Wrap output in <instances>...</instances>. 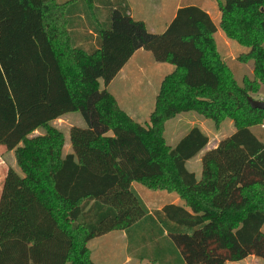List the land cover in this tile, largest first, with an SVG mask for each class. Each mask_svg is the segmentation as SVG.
Returning <instances> with one entry per match:
<instances>
[{"label":"trees","instance_id":"16d2710c","mask_svg":"<svg viewBox=\"0 0 264 264\" xmlns=\"http://www.w3.org/2000/svg\"><path fill=\"white\" fill-rule=\"evenodd\" d=\"M216 2L220 29L249 49L238 61L251 63L253 75L241 84L200 6H181L154 34L125 0H0V146L19 169H9L0 199V264H94L89 242L113 231H126L132 257L144 233L148 264H173L169 254L176 264L264 262V177L256 175L264 176V141L252 130L264 110L248 102L264 86V0ZM83 20L96 34L89 48L74 31ZM140 49L175 67L146 125L107 89ZM189 112L236 128L204 155L200 179L187 163L209 137L199 127L173 147L164 137L165 124ZM69 113L86 128L71 129L65 156L53 123ZM132 183L183 205L150 214Z\"/></svg>","mask_w":264,"mask_h":264},{"label":"rangeland","instance_id":"374dc122","mask_svg":"<svg viewBox=\"0 0 264 264\" xmlns=\"http://www.w3.org/2000/svg\"><path fill=\"white\" fill-rule=\"evenodd\" d=\"M59 2H66L67 0H58ZM133 9V18L136 21H144L146 29L150 33L161 34L166 29L167 25L172 19L174 10L179 3L183 5L191 4L205 8L210 13V17L218 27V32L215 34V42L223 61L233 71L235 78L239 84H241L243 76L253 75V66L251 63L241 64L238 59L240 56L248 53L249 49L242 46L236 41L229 40L225 33L220 29L221 11L217 5L216 0H128ZM145 51V50H144ZM133 63V64H132ZM127 70L128 77L122 79L121 77L114 83L112 88H108V91L119 100L120 108L125 111L134 121L139 124L146 125L149 123V116L155 107L156 96L160 90V86L163 78L170 73V69H174V66L169 63H158L154 60L153 55L150 52H143L132 62ZM101 90L105 88L102 83ZM263 86V85H261ZM129 90V91H128ZM115 94V95H114ZM252 99L258 101H264V86L260 93L252 94ZM117 100V102H118ZM63 117L62 120H58L53 125L64 133H67L72 127L86 128V123L83 120L80 113H69ZM193 126H199L203 128V132L209 137L211 142L209 147H214L215 143L218 146L227 140L230 135L235 131V127L232 121L225 120L220 125H216L211 120H207L193 112L182 113L177 115L174 119L169 120L165 124L164 137L167 144L171 147L175 146ZM253 132L264 141V124L254 126ZM39 134H43L42 130H39ZM111 135V134H110ZM66 140L70 143V131L65 134ZM219 142V143H218ZM217 146V147H218ZM2 149V148H0ZM214 150V149H213ZM4 154L0 153V159L7 163L8 171L13 166V158L10 154L2 150ZM211 151V150H208ZM206 151L205 154L208 152ZM204 154V155H205ZM203 155V157H204ZM14 161L16 164L15 156ZM198 164L196 161L188 165L187 168L192 171H199V167L202 166V159ZM0 160V161H1ZM1 166V162H0ZM6 168L1 171L0 167V183L4 175L7 176ZM201 170V169H200ZM2 172V173H1ZM257 173V172H256ZM256 175L262 174L257 173ZM200 172L198 173V177ZM135 189L142 196L144 201H147L148 196H156L165 198V200H171L174 194H169L165 191L150 190L138 183L135 184ZM172 195V196H169ZM168 204V203H167ZM264 234V227L262 230ZM105 240H101L99 243H103ZM110 245H103L101 248H110ZM100 246L93 248V254L95 264H100L98 261L100 258ZM101 249V250H102ZM147 251V249H145ZM97 251V252H96ZM167 260H170L173 264H176V257L169 254ZM165 257V258H166ZM159 258V259H158ZM163 257L155 256L154 259L162 260ZM121 258L118 260H110L109 264H119ZM70 264V263H67ZM103 264V263H102ZM226 264H264L263 260L250 256L240 262H228Z\"/></svg>","mask_w":264,"mask_h":264},{"label":"crops","instance_id":"0c3cea01","mask_svg":"<svg viewBox=\"0 0 264 264\" xmlns=\"http://www.w3.org/2000/svg\"><path fill=\"white\" fill-rule=\"evenodd\" d=\"M128 4H130V2L128 0H125ZM96 5L98 7L101 8V5L97 4ZM130 6V9H131V17L133 18V9ZM181 6H183L182 3H179L177 5V8L174 10V13H173V16H172V19L171 21L169 22V24L172 22V20L175 18L176 16V13L178 11L179 8H181ZM202 8V7H201ZM203 10H205V8H202ZM206 11V10H205ZM209 15L210 13L208 11H206ZM134 19V18H133ZM135 20V19H134ZM143 23H145L144 21H141ZM168 24V25H169ZM167 25V26H168ZM92 26L88 23L87 20H83V21H79L78 25L75 26V29L74 31L77 32L79 34V37H80V40H79V45L81 46H86V48H89L91 47V45H89L88 41L92 39L91 43L90 44H96V34L95 36L93 37H90L93 33H92ZM94 41V42H93ZM89 45V46H88ZM96 46V45H95ZM143 52H145L143 49H140L138 51L135 52V54L131 57V59L126 63V65L122 68V70L119 72V74L115 77V79L110 83V85L107 87L108 88H112V86L114 85V83L121 77L122 79H126L128 77L127 75V70L128 68L131 66L130 64L137 58V56H139L140 54H142ZM133 64V63H132ZM175 70V67L174 69H170V73L171 74L173 71ZM168 74V75H169ZM167 76V75H166ZM165 76V77H166ZM164 77V78H165ZM163 78V79H164ZM163 81V80H162ZM101 82L103 83L102 80H100V89L102 87V84ZM129 91V90H128ZM115 95V94H114ZM116 98L117 95H115ZM118 100V99H116ZM119 103V100L118 102ZM119 105V104H118ZM120 107V106H119ZM63 117H68V116H63ZM63 117L59 120H62ZM58 121V120H56ZM55 121V122H56ZM194 127H199V126H193L192 128ZM73 128V127H72ZM71 128V129H72ZM191 128V129H192ZM200 128V127H199ZM59 129V128H58ZM71 129H69V131H71ZM201 129V128H200ZM61 130V129H59ZM203 131V128L201 129ZM63 132V130H61ZM68 131V132H69ZM67 132V133H68ZM64 133V132H63ZM67 133H64V136L65 134ZM234 133V132H233ZM37 135H40L39 134V131L36 132ZM65 140H66V136H65ZM219 143V142H218ZM211 144V142H209L208 146L206 147L205 150H203L196 158H194L193 160L189 161L187 163V166L193 162H197L198 164L200 163V158L203 157V155L205 154L206 151L208 150H213V149H216L218 144L214 145V147H209ZM0 153L1 154H4L3 153V149L5 150L6 153L10 154L13 158V166L12 168L19 171L18 167H17V164H15V161H14V153L13 152H8L3 146H0ZM72 153V145H71V142L68 143L67 140L65 142V146H64V150H63V154L66 156L68 154ZM1 160V159H0ZM1 162V171L3 168H6V172H8V167H7V163L4 162V161H0ZM199 171H192L196 174L197 178L200 179L201 175H202V166L199 167ZM200 172V176L198 177V173ZM2 173V172H1ZM5 178H6V175H4V177L1 179V183H0V199H1V195H2V191H3V186H4V182H5ZM135 184L136 183H132V188L133 190L139 195V197L142 199V201L144 202V204L146 205V207L148 208L149 210V213L152 214L154 211H159L161 209H163L166 205H178V206H181L183 205V202L179 199V197L177 195L174 194L173 197H170L171 200L167 201L165 200V198H161V197H156V196H148L147 198V201L145 202L144 199L142 198V196L137 192V190L135 189ZM139 184V183H138ZM141 185V184H140ZM168 193V192H167ZM170 194V193H169ZM169 196H172V195H169ZM168 203V204H167ZM144 233H140L138 234L137 236V244L135 245V249L133 251V257L130 256L129 252H128V249H129V243H128V237H127V233L126 231H113V232H110L106 235H103L101 237H97L93 240H91L88 244V247L89 249L91 250L92 252V257L94 259V254H93V248L96 250L97 247L100 246H103V245H110L111 247L106 249V248H101L98 252H100V258H98L100 264H109L108 262L110 260H118V258H121V261L119 262V264H148V260H147V257L144 256L146 255L142 249H147V247H145L147 245V240H145V237L143 235ZM101 240H105V242L103 243H99ZM97 252V251H96ZM147 253V251H146ZM140 257H143V258H140ZM92 259V260H93ZM93 263L95 264V261H93Z\"/></svg>","mask_w":264,"mask_h":264},{"label":"water","instance_id":"95a60500","mask_svg":"<svg viewBox=\"0 0 264 264\" xmlns=\"http://www.w3.org/2000/svg\"><path fill=\"white\" fill-rule=\"evenodd\" d=\"M248 102H249L250 106L253 109H261V110H264V101H258V100H254L252 98H249L248 99Z\"/></svg>","mask_w":264,"mask_h":264}]
</instances>
